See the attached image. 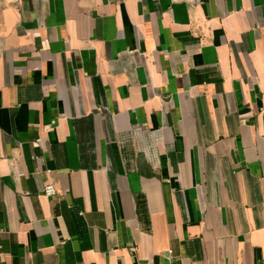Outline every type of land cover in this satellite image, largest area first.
<instances>
[{"label": "crops", "instance_id": "1", "mask_svg": "<svg viewBox=\"0 0 264 264\" xmlns=\"http://www.w3.org/2000/svg\"><path fill=\"white\" fill-rule=\"evenodd\" d=\"M14 1L0 264H264V0Z\"/></svg>", "mask_w": 264, "mask_h": 264}, {"label": "built area", "instance_id": "2", "mask_svg": "<svg viewBox=\"0 0 264 264\" xmlns=\"http://www.w3.org/2000/svg\"><path fill=\"white\" fill-rule=\"evenodd\" d=\"M13 4L15 5V7H18V1L15 0L13 2ZM43 192L46 196H51L54 195L56 193V189L52 184H46L43 188Z\"/></svg>", "mask_w": 264, "mask_h": 264}]
</instances>
